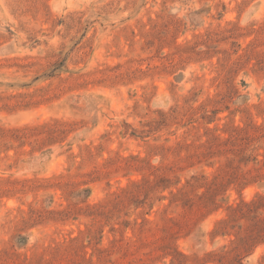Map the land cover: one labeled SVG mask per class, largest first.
Masks as SVG:
<instances>
[{
  "label": "rangeland",
  "instance_id": "obj_1",
  "mask_svg": "<svg viewBox=\"0 0 264 264\" xmlns=\"http://www.w3.org/2000/svg\"><path fill=\"white\" fill-rule=\"evenodd\" d=\"M0 264H264V0H0Z\"/></svg>",
  "mask_w": 264,
  "mask_h": 264
}]
</instances>
